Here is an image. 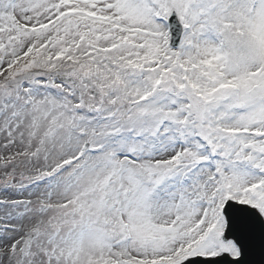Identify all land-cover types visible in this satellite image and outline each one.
I'll return each mask as SVG.
<instances>
[{
  "label": "snow or ice",
  "instance_id": "obj_1",
  "mask_svg": "<svg viewBox=\"0 0 264 264\" xmlns=\"http://www.w3.org/2000/svg\"><path fill=\"white\" fill-rule=\"evenodd\" d=\"M0 264H264V0H0Z\"/></svg>",
  "mask_w": 264,
  "mask_h": 264
}]
</instances>
